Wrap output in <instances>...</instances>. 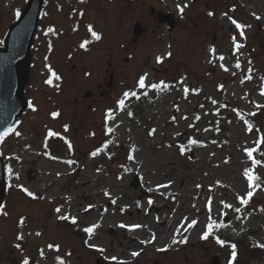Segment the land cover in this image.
Instances as JSON below:
<instances>
[{
  "label": "rangeland",
  "instance_id": "374dc122",
  "mask_svg": "<svg viewBox=\"0 0 264 264\" xmlns=\"http://www.w3.org/2000/svg\"><path fill=\"white\" fill-rule=\"evenodd\" d=\"M25 1L0 0V41ZM164 2L75 7L80 33L34 48L36 65L26 86L30 107L0 143L9 176L0 213V264H25L29 255L33 264H60L58 257L65 264H226L234 240L233 264H264V144H257L264 137V0ZM178 5H187L183 13ZM152 6L175 11L171 31L150 18ZM230 17L248 25L244 35ZM60 20L59 26L67 25ZM135 21L144 31L134 41ZM93 32L100 39L81 47ZM44 67L63 73V86L42 85ZM145 74L146 85L163 81L168 87L141 89L138 80ZM87 89L95 90L89 98ZM125 91L147 93L141 110L127 107L134 97L118 107ZM58 130L65 139L53 146L61 154L49 155L46 135ZM255 146L262 153L259 165L245 151ZM245 169L259 177V187L249 188ZM248 191L254 194L243 205L240 197L247 199ZM65 193L72 195L68 201ZM79 202L83 212L75 209ZM64 215L77 223L60 219ZM174 218L182 223L160 245ZM125 221L141 227H121ZM211 222L217 225L211 234L225 244L204 238ZM93 224V233L84 231Z\"/></svg>",
  "mask_w": 264,
  "mask_h": 264
},
{
  "label": "water",
  "instance_id": "95a60500",
  "mask_svg": "<svg viewBox=\"0 0 264 264\" xmlns=\"http://www.w3.org/2000/svg\"><path fill=\"white\" fill-rule=\"evenodd\" d=\"M42 3L43 0H27L18 18L8 27L0 46V133L13 128L28 106L25 84L30 74L31 46ZM134 32H141V24H135ZM132 183L137 186L138 177ZM5 190L4 162L0 156V205Z\"/></svg>",
  "mask_w": 264,
  "mask_h": 264
},
{
  "label": "flooded vegetation",
  "instance_id": "af4514ba",
  "mask_svg": "<svg viewBox=\"0 0 264 264\" xmlns=\"http://www.w3.org/2000/svg\"><path fill=\"white\" fill-rule=\"evenodd\" d=\"M103 1H106L108 3L109 1L113 0H45L44 11L41 16V19L39 20V26L35 36L34 47L36 48V46L38 45L45 47L50 46L51 44L55 43L57 39L63 37V40H65L67 39V37H71V34L80 33L79 27L76 25V21L78 18L76 16L77 9L75 7H80V9L82 10L83 8H85V6H90L92 3L95 4L96 7L100 8ZM158 1L165 3L164 0ZM161 13L165 14L162 16L160 15ZM169 13H171L173 16H169ZM62 15L65 18H63ZM68 17L70 18L69 20H67ZM150 18L152 20H157L158 23L165 26L169 31H171L175 26V11L170 10L169 8L164 6L160 10H157L154 6H152L150 8ZM59 20H65L67 25L64 27L59 26L57 24V21ZM169 20L171 21V23ZM49 28H52L53 31L49 32ZM142 31H144V27ZM112 60L113 53L109 55L108 65L112 63ZM35 65L36 60H34L33 55L31 71L33 67L35 68ZM55 69V67L50 69H48V67H44V70H40L42 85L49 87L56 86L58 88L63 86L65 82V77L63 73L60 76ZM106 71H108V68L106 69ZM52 73H55L56 75L53 76ZM112 76L113 73L109 75V80L107 83L108 87L113 85ZM49 79L53 81L51 84L47 83ZM94 92L95 90L93 91L92 89H90L89 96L87 98L92 96ZM106 92V89H102L100 94L104 95L106 94ZM93 99H96V97H93Z\"/></svg>",
  "mask_w": 264,
  "mask_h": 264
},
{
  "label": "snow or ice",
  "instance_id": "6c2138e0",
  "mask_svg": "<svg viewBox=\"0 0 264 264\" xmlns=\"http://www.w3.org/2000/svg\"><path fill=\"white\" fill-rule=\"evenodd\" d=\"M185 7H187V5H184V6H179V5H178V8H179V10H180L181 13H183ZM213 14H214V13H211V12L209 13V15H213ZM229 19L231 20L232 24H234L235 27H236L237 29H240V30H241V31L239 32V35H244L243 29H244L245 27H248V25L242 24V23L236 21L235 19H232L231 17H230ZM257 19H259V17H257ZM48 31H49V32H52L53 29H52V28H49ZM92 35H93L96 39H100L99 34H97L96 32H93ZM233 40L235 41V37H233ZM81 47H83V45H81ZM235 47H236L237 49H239V48L241 47V45H240L239 43H236V44H235ZM212 51L214 52L215 50L213 49ZM168 55H171V53H168ZM220 59L223 60L224 57L221 56ZM157 62H163V57H157ZM236 67H237V68L240 67L239 62H237ZM52 75L55 76L56 74H55V73H52ZM249 78H250V77H249ZM145 81H146V74H145V75H141V76L139 77V80H138V86H139L141 89H144L146 86H147V87H151V88H153V89H156V88H167V87H168V85L164 84L163 81H161L159 84H151V85H146V82H145ZM52 82H53V81H52L51 79H49V80L47 81V83H49V84H51ZM187 91H188V89L185 88V92H187ZM262 93H264V89H262ZM146 94H147V93H145V95H146ZM129 97H137V93H136L135 91H125V92L123 93V98L120 99V100L117 102L118 107H120L121 109H123V108H124V105H125V100H126L127 98H129ZM137 98H138V97H137ZM112 114H113V110H112V109H109V110H108L107 118H108V119H111V118H112ZM52 115L55 117V116L58 115V113L53 112ZM129 115H132V113H129ZM13 131H14V130H13L11 127H9L8 129L5 130V132L0 133V141H3L4 137L7 136L8 133L13 132ZM108 131L111 132L112 129L109 128ZM152 132L154 133L155 130L153 129ZM15 134H16V135H19V132H16ZM49 135L51 136V135H55V134L52 133V132H49ZM191 143H197V141L193 140V141H191ZM257 144H264V137H261V138L257 141ZM69 147H71L70 144H69ZM257 150H258L257 148H247V149H245V151L247 152V155L249 156V158H251V159L253 160V163L259 165V164H261V160L256 159V158L253 156V153L256 152ZM100 151H101V149L98 148V149H96L94 152H92L91 154H92L93 156H95V155H97ZM181 151H184V149L181 148ZM130 158H131V157H130ZM69 163H72V162L69 161ZM9 172H11V169H9ZM244 175L247 177V180H248V182H249V188H252L253 186H255V187H259V186H260V184L257 183V181L259 180V177L255 176V175L252 173V170H251V169H245ZM21 189H22V191H24L28 196H30V197H33V196H34V193H33L32 191H30L29 189L24 188L23 186H21ZM253 194H254L253 191H248V192H247V199L244 198V197H240L241 203H243V204H247V203H249V200H250V198L253 196ZM149 203L151 204L152 201L149 200ZM210 206H211V201H209V210H211V207H210ZM92 207H93V205H89V206H88L89 209L92 208ZM227 207H231V205H227ZM87 210H88V209H85V211H87ZM56 211L59 213V212H60V209L57 208ZM235 211H236V212H240V208H236ZM60 219H63V220H69V219H71V221H72L73 224L77 223V218H76L75 216H67V215H64V216H60ZM22 222H23V221H21V223H22ZM195 223H196V221L193 220V221L191 222V224L189 225V227H191L192 225H195ZM216 226H217V225L215 224V222H211V223H209V224H208V229H209V231H206V232L204 233V238H208V236H209V232H210L214 227H216ZM220 226L223 227L222 224H221ZM97 227H98L97 224H93V225H91L90 227L85 228L84 231L87 232V233H90V234H91V233H93L94 229H96ZM121 227H128V228L135 229V228H139V227H141V225H137V224H134V225H121ZM178 230H179V229H178ZM38 234H39V233H38ZM154 239H155V236H153V240H154ZM181 242H185V241H181ZM217 242H218L219 244H221V245H223V244L226 243L224 240L219 239V237H217ZM173 243H175V241H173ZM92 246L95 247V245H92ZM53 247H55L57 250H58V248H59L58 245H55V246L52 245V244H49V245H48V248H53ZM230 247H231V250H232V251H231V259L229 260V264H233V262L237 259V246H236L235 244H231ZM260 247L264 248V245H260ZM100 251H104V250H103V249H100ZM41 255H43V252H41ZM132 255H133V256H137V255H139V253H138V252H133ZM58 259H60V258L58 257ZM112 259L115 260L116 257H112ZM25 264H28L27 260H25ZM60 264H65V262L61 259V260H60Z\"/></svg>",
  "mask_w": 264,
  "mask_h": 264
},
{
  "label": "bare ground",
  "instance_id": "6f19581e",
  "mask_svg": "<svg viewBox=\"0 0 264 264\" xmlns=\"http://www.w3.org/2000/svg\"><path fill=\"white\" fill-rule=\"evenodd\" d=\"M164 187H166V186H164ZM84 191H85V190H84ZM65 195H66V196L68 195L67 197H69V198L72 196L71 194H66V193H65ZM49 197L51 198L52 196H49ZM83 198H85V200H87V199H88V195H87L86 193H84V194H83ZM75 209H76V211H78V212H83V210L81 209V202H79V204L75 206ZM84 212H86V211L84 210ZM52 214H53V213H51L50 216H52ZM183 219L188 220L189 218L186 217V218H183ZM183 219L174 218V219L171 221V223H170V225H169V228H168L167 232L162 236V238H161V242H159L160 245L164 244V243L168 240L169 236L171 235V233H172L173 231H176L177 226H179V224L182 223V220H183ZM78 223H79V225H82V221H79V220H78ZM123 224H124V225H131V224H133V222L128 223V222L125 221V222H123ZM100 225H101L102 227H104L103 224H100ZM101 226H100V227H101ZM109 226H111V225H109ZM135 240H137V239H135ZM158 247H160V246H158ZM105 258L108 259V260L110 259L109 256H105ZM116 260L119 261L120 259L117 258Z\"/></svg>",
  "mask_w": 264,
  "mask_h": 264
},
{
  "label": "trees",
  "instance_id": "16d2710c",
  "mask_svg": "<svg viewBox=\"0 0 264 264\" xmlns=\"http://www.w3.org/2000/svg\"><path fill=\"white\" fill-rule=\"evenodd\" d=\"M237 21H238V20H237ZM256 39L258 40V38H256ZM263 41H264V39L261 38V39H260V42L262 43ZM254 156H255L257 159L261 158V157H262V153H261V151H260V150H257L256 152H254ZM260 225H263V226H264V215H263V220L260 221ZM210 236H211L212 238L215 237V236L212 235V234H210ZM234 242H235V240L232 241L231 243H234ZM227 243H228V242H227Z\"/></svg>",
  "mask_w": 264,
  "mask_h": 264
}]
</instances>
